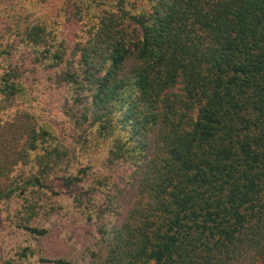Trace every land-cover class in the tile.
<instances>
[{
  "label": "trees",
  "instance_id": "1",
  "mask_svg": "<svg viewBox=\"0 0 264 264\" xmlns=\"http://www.w3.org/2000/svg\"><path fill=\"white\" fill-rule=\"evenodd\" d=\"M42 1L0 6V264L61 211L89 236L41 262L264 264V0H71L72 39ZM29 65L56 70L65 124Z\"/></svg>",
  "mask_w": 264,
  "mask_h": 264
},
{
  "label": "rangeland",
  "instance_id": "2",
  "mask_svg": "<svg viewBox=\"0 0 264 264\" xmlns=\"http://www.w3.org/2000/svg\"><path fill=\"white\" fill-rule=\"evenodd\" d=\"M13 0H2L0 3L1 7L5 9L11 8ZM127 8L131 11L140 7L144 1L143 0H127ZM73 3L71 0H44L42 5L45 6L51 16H57L60 19L62 28L65 30L67 36L72 39L77 36L78 25L87 22L85 13L82 11L81 7L76 5L75 10L67 11L70 13L65 16V14L60 15L58 9H62L66 4ZM62 7V8H61ZM22 8V6H18ZM64 9V8H63ZM90 10L88 13H93ZM74 15V16H73ZM26 84L28 87L34 91L37 102L34 105L37 107H42L44 112L48 115L46 119L50 121L53 125L57 126L60 123L68 121L67 116L62 113L61 103L63 86L56 78V70L50 68L27 66L26 70ZM21 103H15L10 106L12 110L19 108ZM11 111V110H10ZM9 111V112H10ZM8 117V116H7ZM0 121H4L0 117ZM14 134V133H13ZM24 140V136L20 138L15 135L12 137V142L10 138L9 154L18 150ZM101 163V162H100ZM100 163L98 165H100ZM3 178L0 180L2 183ZM127 210V206L119 207L115 212H112L105 216V221H113L115 216L121 218ZM73 213H65L61 211L59 214H52L46 217H39V220H35V223L40 225L50 226V235L44 238H33L29 237L20 232L13 235L11 247L6 251V255L3 258L2 264H52L45 263L39 260L40 257L48 256H64L66 258L74 257L76 254H80L81 243L85 241V237L89 236L90 227L88 222L81 220L74 216ZM52 225V226H51ZM26 250L27 256L20 257V254Z\"/></svg>",
  "mask_w": 264,
  "mask_h": 264
}]
</instances>
